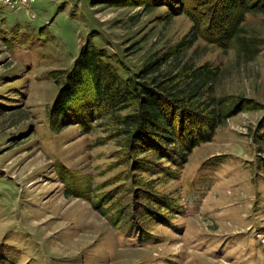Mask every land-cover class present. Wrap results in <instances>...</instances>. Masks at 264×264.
<instances>
[{
  "label": "rangeland",
  "instance_id": "rangeland-1",
  "mask_svg": "<svg viewBox=\"0 0 264 264\" xmlns=\"http://www.w3.org/2000/svg\"><path fill=\"white\" fill-rule=\"evenodd\" d=\"M147 3L0 0V264H264V11L242 22L258 40L252 57L197 37L178 65L172 56L161 64L175 74L208 62L217 67L211 94L263 105L244 101L184 162L151 161L126 145L116 118L136 101L87 123L74 104L50 122L56 75L85 42L106 48L126 75L191 30L185 13ZM144 155L150 170L135 169ZM103 192L127 214L117 224L92 206ZM153 193L169 200L151 202L157 218L139 204Z\"/></svg>",
  "mask_w": 264,
  "mask_h": 264
},
{
  "label": "trees",
  "instance_id": "trees-1",
  "mask_svg": "<svg viewBox=\"0 0 264 264\" xmlns=\"http://www.w3.org/2000/svg\"><path fill=\"white\" fill-rule=\"evenodd\" d=\"M142 1L148 2V8L159 2L167 5L172 12L185 13L192 21L191 30L169 48L170 53L126 75L111 61L106 48L85 42L70 68L62 69L56 75L60 87L50 108V122L55 125L66 110H72L74 104H77L76 109L81 114L78 121L87 123L100 113L119 110L136 101L134 111L116 118L123 125L126 145L137 155L150 152L151 161L166 157L172 164L178 165L186 160L187 153L194 146L212 136L215 127L226 116L239 110V106L249 100L241 96L225 98L211 94L217 67L208 62L198 66L184 64L183 70L175 74H171L170 70L162 72L161 64L165 57L172 56L178 65L181 52L191 46L197 37L222 48L235 47L248 58L252 57L258 51V40L246 34L242 22L248 12L264 11V0ZM113 2L125 3L126 0ZM258 106L263 105L250 100L245 108ZM258 128L262 131L258 129L257 140H261L264 137V115ZM145 156L136 158L135 169L150 170L145 165ZM65 192L89 197V193L82 189H66ZM135 192L138 193L139 188ZM152 195L155 198H147L139 204L147 211L151 210L147 214L149 217L157 218L158 214L150 208L151 202L167 205L169 200L164 194ZM91 203L111 224H117L127 215L117 205L114 195L108 192L98 194ZM133 217L127 219L131 226L134 225ZM159 218L164 220L162 215Z\"/></svg>",
  "mask_w": 264,
  "mask_h": 264
}]
</instances>
